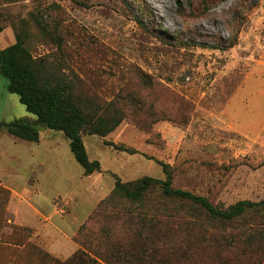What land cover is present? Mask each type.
<instances>
[{
	"label": "rangeland",
	"instance_id": "1",
	"mask_svg": "<svg viewBox=\"0 0 264 264\" xmlns=\"http://www.w3.org/2000/svg\"><path fill=\"white\" fill-rule=\"evenodd\" d=\"M0 24L2 47L18 37L34 59L75 72L83 101L125 115L106 137L83 133L101 165L87 176L62 132L37 125L38 143L9 134L38 119L0 73V264H236L210 241L228 225L187 227L158 190L143 209L98 204L118 179L165 180L163 164L174 188L219 208L264 200V0H0ZM27 181L35 235L11 210ZM144 214L146 225L131 217Z\"/></svg>",
	"mask_w": 264,
	"mask_h": 264
},
{
	"label": "trees",
	"instance_id": "2",
	"mask_svg": "<svg viewBox=\"0 0 264 264\" xmlns=\"http://www.w3.org/2000/svg\"><path fill=\"white\" fill-rule=\"evenodd\" d=\"M3 31L4 28L0 24V34ZM0 73L9 81L8 91L17 95L27 111L38 119L37 124L23 120L9 124L8 132L12 137L38 143L40 133L37 125L62 132L69 140L71 151L85 174L90 176L97 172L101 173L100 163L89 158L83 133L87 131L90 135L106 137L123 123L124 113L116 108L111 111L112 107L114 108L113 104H109L105 110L97 109L94 104L88 102L89 106L79 93V77L75 72L69 71L67 74L64 69L46 58L34 59L18 37L16 43L0 49ZM162 166L166 175L165 180L143 177L123 183L118 179L112 193L98 206L116 205L121 201L143 209L145 200L158 190L161 201L175 202L179 206V212L185 213L181 218L182 222L192 219L187 227L200 226L204 220L211 223L213 228L228 225L226 229L229 233L224 230L223 235L212 237L210 241L214 239L211 242L218 245V249L219 246H225L231 250L234 254V263L243 264V261L248 259L246 264H264V200L260 202L245 200L228 208H219L205 197L174 188L170 166L166 164ZM131 217H137L143 225L149 221L147 214ZM203 225L205 224H201ZM200 242H206L205 238ZM185 243L184 246L190 249L191 245H195L189 236ZM258 246L263 248V253L256 258L254 256L262 249H256ZM85 253L77 254L75 258L80 257L82 260ZM180 259L186 263L190 258L187 254H182ZM90 261L99 264L97 260ZM221 264L227 263L223 261Z\"/></svg>",
	"mask_w": 264,
	"mask_h": 264
},
{
	"label": "crops",
	"instance_id": "3",
	"mask_svg": "<svg viewBox=\"0 0 264 264\" xmlns=\"http://www.w3.org/2000/svg\"><path fill=\"white\" fill-rule=\"evenodd\" d=\"M14 42H15V39L11 38L9 45H7V46H10V45L14 44ZM7 46H3L2 47V36H0V49H4ZM0 185H3V184L0 182ZM29 186H30V182L27 181L26 184H25V188L23 189V192H25L24 194L23 193H18V192L14 191V190H11L12 191L11 210H12V212L14 214L15 223L19 227H23V228H27V229L33 230L34 231V235H35L36 230H37L36 229L37 227L35 225L37 207H36V204H35L34 192L32 193L29 190V188H30ZM6 187H8V186H6ZM15 198H18L23 203H26V206L28 207V210H29L28 214H26V213L22 214L21 211L18 210V208L13 203V200H15ZM30 210L32 211V215L30 214ZM38 215H39V217L43 216L41 212H40V214L38 212Z\"/></svg>",
	"mask_w": 264,
	"mask_h": 264
}]
</instances>
